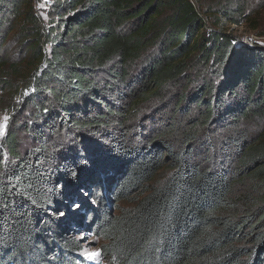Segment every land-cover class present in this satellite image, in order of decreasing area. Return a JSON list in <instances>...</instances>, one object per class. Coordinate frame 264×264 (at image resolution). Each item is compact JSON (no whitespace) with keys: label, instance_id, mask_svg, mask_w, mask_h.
Returning <instances> with one entry per match:
<instances>
[{"label":"trees","instance_id":"1","mask_svg":"<svg viewBox=\"0 0 264 264\" xmlns=\"http://www.w3.org/2000/svg\"><path fill=\"white\" fill-rule=\"evenodd\" d=\"M36 3L0 0V76L26 68L0 264H74L60 213L83 226L76 198L108 264H264V47L232 33L257 29L245 4L51 0L43 20ZM108 191L130 205L112 212Z\"/></svg>","mask_w":264,"mask_h":264},{"label":"rangeland","instance_id":"2","mask_svg":"<svg viewBox=\"0 0 264 264\" xmlns=\"http://www.w3.org/2000/svg\"><path fill=\"white\" fill-rule=\"evenodd\" d=\"M203 2H211L214 0H202ZM246 8L247 11L251 15V19H255L256 21V30L250 31L245 26L242 27H234L232 26V33L236 36L237 44L241 43L244 45H254L258 44L264 47V0H241ZM51 0H38V3L35 4L36 11L42 16L43 20L47 18L48 6L50 5ZM14 33L10 35V38L7 41L6 49L4 52L2 51L3 56L5 55L6 60L11 64H21L22 58L26 59V55H21L19 52V42L20 40L16 37ZM20 74L15 75L12 71L8 70V74L0 76V125L3 126L2 128V135H0V149H1V142L3 137L6 134V129L8 127L11 111L20 106L21 104V97L23 94H20V99L16 102L17 98H19V90L16 89L18 86H22L21 83H24L23 75L26 73L25 65L20 66ZM7 69H5V72ZM9 75V76H8ZM11 88L7 87L10 86ZM23 91H24V87ZM18 96V97H17ZM7 116L8 119L5 121L3 118ZM167 175V171H163L157 177L158 181L164 178ZM89 193V191H87ZM108 200L110 202V207L112 212L117 211L116 208H124L128 207L130 203L128 202H119L117 206H115V201H112L111 192L108 191ZM138 195V194H137ZM135 195V196H137ZM240 195V194H238ZM88 201L92 204V197L88 198ZM79 205L78 208L71 207V205ZM69 210L79 214L80 221H84L85 224L88 223V219L86 218L85 210L81 206V201L79 199H75L71 201L69 204ZM241 209L244 208V205L240 203L238 205ZM74 212V213H75ZM63 216L64 221H62V225L64 226V234L67 235V238L74 240L77 242L76 254L78 256L77 260L74 264H108L107 261L101 256L100 254V246L102 241L95 237L90 230H87L86 225L83 226L71 224L68 222V218L65 215ZM84 219V220H82ZM85 226V227H84ZM241 245H245L241 243ZM94 254V255H93ZM91 256V258H89Z\"/></svg>","mask_w":264,"mask_h":264},{"label":"snow or ice","instance_id":"3","mask_svg":"<svg viewBox=\"0 0 264 264\" xmlns=\"http://www.w3.org/2000/svg\"><path fill=\"white\" fill-rule=\"evenodd\" d=\"M3 119H4L5 121H7L8 117H7V116H5ZM2 128H3V126H2V125H0V135H2V134H3V133H2ZM71 207L78 208V207H79V205H76V204H74V205H71ZM60 215H64V213H63V212H61V213H60ZM93 255H94V254H93ZM89 258H91V256H89Z\"/></svg>","mask_w":264,"mask_h":264},{"label":"built area","instance_id":"4","mask_svg":"<svg viewBox=\"0 0 264 264\" xmlns=\"http://www.w3.org/2000/svg\"><path fill=\"white\" fill-rule=\"evenodd\" d=\"M249 46H251V45H249Z\"/></svg>","mask_w":264,"mask_h":264}]
</instances>
